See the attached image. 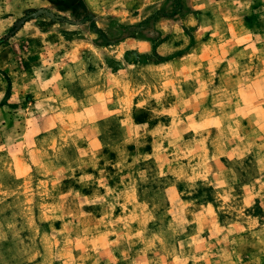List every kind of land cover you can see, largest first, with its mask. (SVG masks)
Listing matches in <instances>:
<instances>
[{
	"label": "rangeland",
	"instance_id": "rangeland-1",
	"mask_svg": "<svg viewBox=\"0 0 264 264\" xmlns=\"http://www.w3.org/2000/svg\"><path fill=\"white\" fill-rule=\"evenodd\" d=\"M0 264H264V0H0Z\"/></svg>",
	"mask_w": 264,
	"mask_h": 264
}]
</instances>
